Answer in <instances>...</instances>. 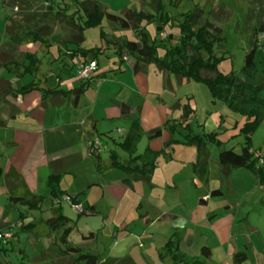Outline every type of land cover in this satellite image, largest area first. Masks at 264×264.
I'll return each mask as SVG.
<instances>
[{"label": "crops", "instance_id": "1", "mask_svg": "<svg viewBox=\"0 0 264 264\" xmlns=\"http://www.w3.org/2000/svg\"><path fill=\"white\" fill-rule=\"evenodd\" d=\"M148 2L149 0H143L141 9L146 8ZM83 20L82 12L75 15L76 24L82 25ZM246 23L249 25L248 20ZM248 25L245 32L249 35ZM151 28L153 27L150 26L149 29ZM66 31L59 34V50L67 56L63 60L61 72L75 76V64L79 58L72 54L77 49L71 43L75 34L70 27ZM118 31L114 34L115 42L111 40V45L102 49L101 54L110 59L113 65L106 72H98L90 85L97 86L95 105L91 107L84 95L77 108L46 109L73 112L72 123L63 125V131L12 128V139L5 142V146L12 147L13 153L3 166L5 173L13 167L24 176L30 190L37 193L34 177L38 169H48V163L57 159H81V141L89 142L98 137L109 139L113 145L110 152H117L122 160L124 157H121L119 151H125L119 147V143L127 136L132 122L139 121L145 133L154 132L163 129L168 121L183 124L184 108H187L186 128H181L174 135L177 143L168 146L170 135L164 131L160 138L149 140L144 136L138 144L137 152L142 147L143 153L146 148L161 153L150 183L136 181L131 188L123 183L124 175L115 181H108L107 176L115 170L104 176L102 184L98 182L103 196L109 200L107 206L111 209V218L105 220L111 225L117 241H127V255L112 258L94 252L86 253L99 256L102 262L130 257L134 264H184L200 258L202 250L207 248L208 258L205 259V264H238L234 261L237 253L247 255V260L241 264H264V229L258 214L260 205L264 204L262 186L249 173L245 172V175L241 173L244 171L222 166L218 161L219 153L214 152L216 147L210 149V176L208 185H205L196 171L198 149L187 144L189 138L213 131L219 132L220 140L226 144L221 138L230 130L238 129L241 120L232 118L230 111L227 112L229 109L222 102L214 101L208 88L202 83L177 80L155 64L138 66L139 70L136 71L134 58L118 54L120 39L135 41L136 38L128 39L126 30ZM163 36L161 34L162 38ZM32 45L36 47L33 52L45 48L49 54L47 47L50 42L47 47H41L39 43ZM83 45L81 49H89ZM22 48H19L20 54ZM18 57L16 61L20 63ZM227 58L230 56L227 55ZM95 61L100 63L98 58ZM44 74L43 71V77ZM50 74L53 76V73ZM0 77L9 80L13 89H16L15 84L19 88L25 85L23 79L18 80L3 69ZM76 80L79 81L77 78ZM43 82L50 89H62L58 85L50 87L47 79H43ZM40 104L41 96L38 92L17 98L8 97L0 106L3 109L0 120L5 124L0 130H9L10 121L17 119L22 113L38 119V114L44 110ZM122 105L130 108L128 117L123 116ZM86 107L88 114L80 122L81 111ZM97 108L98 119L95 116ZM115 130L118 140L114 138ZM238 145L239 152L236 146L224 149H234L236 153H240L244 141L242 145ZM86 150L88 152V148ZM124 159V162L128 161L129 155ZM72 168L67 174L72 173ZM215 190H219L221 194L213 196L211 192ZM77 200L79 201V197ZM169 241L174 243L172 248H167ZM38 260L32 261L35 263ZM181 260L183 262L180 263ZM53 262L52 264H71V256L62 255ZM4 263L6 264V260Z\"/></svg>", "mask_w": 264, "mask_h": 264}, {"label": "trees", "instance_id": "2", "mask_svg": "<svg viewBox=\"0 0 264 264\" xmlns=\"http://www.w3.org/2000/svg\"><path fill=\"white\" fill-rule=\"evenodd\" d=\"M41 1L47 5L48 9L55 4V0ZM187 1L189 0H149L147 4L149 11L129 10L120 16L107 12L97 1L74 0L73 3L84 16L82 25L76 24L75 14L77 12L67 15L64 9L62 12H57L56 16L63 18L65 24L74 30V39L71 41L77 47L72 51L74 57H79L84 61L97 60L102 54L101 48L86 50L80 47L85 41V30L97 27L101 20L106 19L120 29L134 31L136 40H123L119 44L118 54L124 52L134 58L136 71L139 70L138 66L155 64L177 80L202 83L208 88L214 101L222 102L232 112L246 118L238 134L244 137L241 152L236 153L234 149L221 150L218 154V161L222 166L231 170L249 173L259 186H264V155L256 156L252 148V137L258 127L264 123V81L258 85L249 82L254 80L258 74L256 53L259 45L257 41L251 42L250 49L245 54L241 75L247 80L233 72H221L219 65L228 58L224 55L227 51L225 33L214 23V19H219L223 13L222 9L215 13V5L219 0H197L188 5ZM26 24L29 25V20L25 21L24 25ZM24 25L13 21L11 17L8 19L4 37L7 39L10 51L0 52V69L18 79L30 77L31 80L20 89L14 90L9 80L0 77V106L6 102L8 97L17 98L20 95L26 96L32 92H38L41 96L40 106L44 110L50 107L77 108L92 81H80L78 87L70 90L50 89L43 82L42 62L36 52L27 53L24 62L19 64L16 61L15 52L22 45L39 43L41 47H47V40L52 35V29L48 26L25 29ZM150 26L153 28L149 29ZM263 32L264 25L259 28V33ZM161 34H166V37L161 38ZM1 40L0 37V44ZM121 108L123 116L128 117L130 108L127 105H122ZM184 112L183 124L168 121L163 129L150 133L143 131L139 121L132 122L127 136L119 143V147L129 155L126 162L122 161L115 151H111L108 160H103L99 150L88 146V153L94 161L96 172L105 176L111 171L121 170L125 176L123 183L131 188L133 182L136 181L150 183L161 153L146 148L144 153L137 154L138 144L144 136H147L149 140H155L160 138L164 131L170 135L168 146L177 143L174 135L179 133L181 128H186L185 123L188 121L187 108H184ZM13 117L12 113L11 118ZM3 127L5 124L0 120V128ZM220 136V133L216 131L206 132L189 138L187 142L198 149L196 171L205 185H208L210 176V149L222 146ZM98 139L102 140L101 137ZM79 161L80 158L70 161L57 159L48 163L47 186L52 201L51 216L47 219L40 218L37 223L22 226L19 232L31 233L37 238L62 232L60 241L65 249L61 254L70 255L71 264H134L130 257L102 262L99 256L82 252L80 248L67 242V237L73 228L71 219L64 214L62 207H54V204L57 199L66 195L73 204L76 203L77 196L60 191L59 184L61 176L69 173ZM0 188L6 190L8 202L12 206L24 205L29 209H39L45 200L44 196L30 190L24 176L13 167L5 173L4 168L0 166ZM211 194L218 196L221 192L215 190ZM79 213L89 216L97 212L94 207H83ZM10 228L11 226L0 218V233ZM173 244V241H169L167 248H172ZM6 252L0 240V264H5ZM207 252V248H204L200 258L184 264H205V259L208 258ZM246 260L245 253H237L234 256V261L238 264Z\"/></svg>", "mask_w": 264, "mask_h": 264}, {"label": "rangeland", "instance_id": "3", "mask_svg": "<svg viewBox=\"0 0 264 264\" xmlns=\"http://www.w3.org/2000/svg\"><path fill=\"white\" fill-rule=\"evenodd\" d=\"M97 1L106 7L108 12L120 16H123L122 13L127 9L140 10L143 4V0ZM195 1L197 0H189L187 1V5ZM73 2L74 0H55L53 7L48 9L47 5L41 0H0V36L2 38L0 52L10 51L8 43H6L7 39L4 37L5 27L7 20L9 19L8 17H11L13 21L18 24L23 23V25L26 20H29V25H24L25 29L48 26L52 29V35L49 37V40H47L48 43L50 42V46L47 47L49 54H47L45 48L36 52L38 58L41 59L42 68L45 73L42 79H47L50 87H56V85H58V87H61L64 90L78 87L80 83L76 80L75 76H70L61 72L63 71V60L65 57L67 59V56L61 54L62 50H59V34L61 32H67L66 30H68V26L65 24L66 22L63 18L56 16L57 12H62L64 9H66L65 11L67 15H72L77 12L75 15L78 16L80 11L78 10L77 5ZM144 9L149 11L147 7ZM220 9H222L223 13L219 19H214V23L221 27L225 33L227 51L224 55H229L230 58L224 59L220 63L219 69L223 73H236L240 78L247 80L241 75L243 60L246 51L250 49L251 42L257 41L259 45V36L261 34L259 33V28L264 25V0H219L215 5V13H218ZM79 19L81 20V17ZM246 20H248L249 25L246 23ZM247 25L249 26V30L247 28V31L250 33L249 35L248 32H245ZM118 30H126L128 33V39L136 38L132 29H120L118 26L103 19L97 27L85 30L86 42L83 47L89 49H105L111 45V40L115 42L116 37L114 34L118 33ZM165 37L166 34H164L163 38ZM122 41L123 40L120 39L118 44ZM22 47L21 54L19 53V50L15 52V54L19 56L18 61L20 63L25 60L27 53L36 50V47L32 44H24ZM113 48L115 47L113 46ZM124 54L126 56L128 55L122 52V56ZM98 59L100 62L98 63L99 72H106L108 67L113 65V62H111V60L105 55H100ZM256 64L258 74L254 80L249 81L254 85L261 84L264 81V53L260 47L256 55ZM1 71L2 69H0V72ZM50 73H53V76ZM18 80L21 79L19 78ZM29 80H31V78L26 77L22 82L27 84ZM44 84H46V82ZM15 87L16 89L14 90H18L20 86L15 84ZM96 91L97 86H90L84 96V99L91 107L95 105ZM1 109L2 108H0V114L3 113V109ZM86 110L87 107L83 108L81 111L80 122H82L87 116L88 113ZM41 111L42 112L38 114V119H35L32 116L28 117L22 113L17 119L10 121L9 125L11 128L9 130H0V166H5L7 158L13 153L12 147L5 146V142L11 141L10 139H12V128L21 127L29 128L31 130L52 129L63 131L62 126L72 123L73 121L72 111L58 109ZM229 111L232 118L241 120V123L238 129L230 130L221 138L226 144H223L220 148H215V154L219 153V151L223 150L225 147L233 146H236V150L239 152L240 147L238 144L240 143L242 145L244 141L243 136L234 135L239 134V130L244 126L246 118L235 114L230 109L227 110V112ZM95 116L98 119V108ZM84 138L85 137H82V139ZM114 138L117 140L119 139L118 135H116V130ZM95 139L98 138H92L89 142H80L82 154L80 155L81 159L79 163L72 168L71 174H64L60 179V191L66 192L69 195H76L77 199L79 197V201L76 199L77 201L75 204L62 201L61 204L55 203L54 207H62L64 214L71 219V226L73 228L70 230V234L67 237V242L70 245L80 248L82 252H94L99 253L104 257L108 256L116 258L127 255V241H117L116 235L113 236L111 225L105 220V218H111V209L109 205L107 206L109 200L106 196H103L102 188L98 185V182L101 183L105 178L96 172L94 161L86 150L89 146L88 143H91L90 147L93 148L92 143ZM110 141L111 140L109 139L102 138V146L99 152L101 156H103V159H109L111 153L110 150L113 148ZM252 148L257 156L264 155V123L258 127L252 137ZM119 153L121 157H128V154L121 150ZM141 153H143L142 147L139 148L137 154ZM124 158H122L123 161L125 160ZM241 173L247 175L245 172ZM123 175L124 173L121 170H115L110 173V176H107V179L112 182ZM48 176V169L41 167L38 169V173L34 177L37 191L36 194L45 197V200L39 209H29L24 205L12 206L8 202L6 190L0 188V218L11 226L9 230L2 232L8 235L3 238V241H1L2 246L8 253L6 258H4L6 264H52L56 258L62 256L61 253L65 249L60 241L62 232L49 234L44 238H37L31 233L19 232L22 226L30 223H37L38 219H47L51 216L50 209L52 201L50 199V190L47 186ZM262 190L264 199V186H262ZM88 206H95L97 213L89 216L79 213L81 207ZM260 207L261 210L258 214L261 221V227L264 229V204L263 206L260 205ZM98 212H100V215H98ZM39 258L40 260L33 263V259L37 260ZM141 259L142 257L140 256V263Z\"/></svg>", "mask_w": 264, "mask_h": 264}, {"label": "built area", "instance_id": "4", "mask_svg": "<svg viewBox=\"0 0 264 264\" xmlns=\"http://www.w3.org/2000/svg\"><path fill=\"white\" fill-rule=\"evenodd\" d=\"M259 47L264 53V32L259 36ZM99 72V65L97 61H84L80 58L76 60L75 64V76L81 82H89L93 81L94 77ZM91 144V143H90ZM89 144V146H90ZM93 149L100 150L101 149V141L99 139H95L92 143ZM62 201H67L70 204H73L69 196H61L59 199L55 201L56 204H61ZM81 212L83 207L79 209ZM5 233H0V240L3 241V238L7 237Z\"/></svg>", "mask_w": 264, "mask_h": 264}]
</instances>
